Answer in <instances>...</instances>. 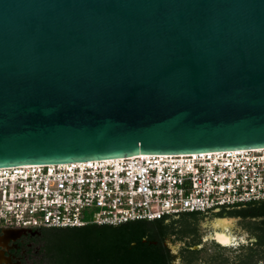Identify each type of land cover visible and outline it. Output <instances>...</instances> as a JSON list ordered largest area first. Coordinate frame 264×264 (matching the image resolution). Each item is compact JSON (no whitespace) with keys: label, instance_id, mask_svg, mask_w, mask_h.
I'll use <instances>...</instances> for the list:
<instances>
[{"label":"water","instance_id":"water-1","mask_svg":"<svg viewBox=\"0 0 264 264\" xmlns=\"http://www.w3.org/2000/svg\"><path fill=\"white\" fill-rule=\"evenodd\" d=\"M264 148V0H0V168Z\"/></svg>","mask_w":264,"mask_h":264},{"label":"built area","instance_id":"built-area-1","mask_svg":"<svg viewBox=\"0 0 264 264\" xmlns=\"http://www.w3.org/2000/svg\"><path fill=\"white\" fill-rule=\"evenodd\" d=\"M264 201V148L0 168V227L118 226Z\"/></svg>","mask_w":264,"mask_h":264},{"label":"trees","instance_id":"trees-1","mask_svg":"<svg viewBox=\"0 0 264 264\" xmlns=\"http://www.w3.org/2000/svg\"><path fill=\"white\" fill-rule=\"evenodd\" d=\"M201 214L139 220L118 226L46 228L44 261L47 264H175L166 239L185 240L195 232L188 220L197 219ZM251 232L257 237L256 245L246 250L244 258L231 264H264L261 262L264 261V230ZM181 254L182 264H199L198 251L183 247Z\"/></svg>","mask_w":264,"mask_h":264},{"label":"flooded vegetation","instance_id":"flooded-vegetation-1","mask_svg":"<svg viewBox=\"0 0 264 264\" xmlns=\"http://www.w3.org/2000/svg\"><path fill=\"white\" fill-rule=\"evenodd\" d=\"M263 213L264 201H255L251 202V204L236 207L218 208L207 213H202L197 219L190 218L188 220V223L195 228V232L187 236L185 240H180V242L184 244V248L198 251L197 262L199 264H217L221 262L231 264V262L244 258V255L247 253L246 250L256 245L258 241L257 237L251 231L264 230ZM198 221L200 222L199 227L206 232V235L202 236V239L199 238L196 230ZM239 222H243L242 224H244L245 229L251 234L250 240L242 246H240L241 241H237L238 236L235 238L231 232L233 227ZM45 231L46 228L0 227V264H41L45 262ZM205 242L211 246L210 248L217 249V251L214 254L208 255L203 260L201 255L206 252V248L203 245ZM188 243L193 244L190 247ZM238 245L241 251L236 254L234 259L223 255L220 251ZM172 256L173 263L176 264V254L172 253ZM179 258V261H182L181 251Z\"/></svg>","mask_w":264,"mask_h":264},{"label":"rangeland","instance_id":"rangeland-1","mask_svg":"<svg viewBox=\"0 0 264 264\" xmlns=\"http://www.w3.org/2000/svg\"><path fill=\"white\" fill-rule=\"evenodd\" d=\"M242 223L243 222L237 223V225H235L231 231L234 234L235 238L238 236L237 241H239V240L241 241L240 246L246 244V242H248L250 240V236H251L249 231L245 229L244 224H242ZM199 224H200V222L198 221L196 230L198 232L199 238L202 239V236H205L206 232H204V230L201 227H199ZM166 244L171 248V254L172 253L176 254V258H177L176 264H181L182 261H179L180 260L179 256H180V251H181L184 244L180 241L172 242L171 238L166 239ZM203 245L206 248V252L201 255V257H203V260H205V258L208 257V255L214 254L217 251V249L210 248L211 246L207 245L206 242ZM240 246L238 245V246L231 247V248L226 249V250H220V251L222 252L223 255L229 256L232 259H234L236 254L241 251V250H239ZM41 264H47V263L42 262Z\"/></svg>","mask_w":264,"mask_h":264}]
</instances>
